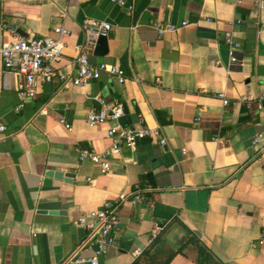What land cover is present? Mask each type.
I'll list each match as a JSON object with an SVG mask.
<instances>
[{"label": "crops", "instance_id": "obj_1", "mask_svg": "<svg viewBox=\"0 0 264 264\" xmlns=\"http://www.w3.org/2000/svg\"><path fill=\"white\" fill-rule=\"evenodd\" d=\"M257 1L127 0L128 13L110 0H0V42L54 36L59 24L69 29L55 63L67 75L76 71L85 20L109 22L108 52L91 60L126 74L124 83L103 73L84 86L56 77L19 107L18 77L0 68V264H66L86 235L75 222L136 185L143 200L120 206L121 235L99 264H133L156 225L174 249L192 232L226 264H264V151L254 142L261 136L264 146V10ZM158 21L178 28L162 34ZM229 31L241 44L237 62ZM99 98L124 104L123 125L143 119L166 145L144 138L135 149L122 146L110 172L81 160L80 149L113 145V121L87 122ZM195 258L185 249L170 264Z\"/></svg>", "mask_w": 264, "mask_h": 264}, {"label": "built area", "instance_id": "obj_2", "mask_svg": "<svg viewBox=\"0 0 264 264\" xmlns=\"http://www.w3.org/2000/svg\"><path fill=\"white\" fill-rule=\"evenodd\" d=\"M126 9L128 13L134 10V6L127 0H110ZM259 7L264 10V0L257 1ZM188 22L184 21L183 26ZM153 26L160 32L175 31L178 26L170 23L154 22ZM111 24L103 20L87 19L84 22L85 40L76 46L78 55L76 57V71L72 75L58 73L55 63L63 56L66 46L64 37L70 33L69 29L63 25L53 27L54 36L27 38L15 35L11 40L0 42V68L13 70L18 77L17 91L22 107L24 102L34 97L43 82H52L56 77H60L65 84L74 86H84L90 81L98 80L103 73L115 76L121 83L126 81L125 71L114 64L101 61L93 62V54L100 35H108ZM225 42L231 49V61L237 62L236 52L241 44L234 38L232 32H226ZM225 105L229 100L225 94L219 93ZM264 101V92L260 98ZM240 100H249L248 97ZM100 108L92 109L88 113L87 122L91 126H98L107 121H113L108 133L113 138V145L103 152H96L93 149H80V159L89 160L98 164L102 172H110L113 169L111 156L119 155L122 146L135 149L139 140L144 138H154L161 145H166L167 140L157 128H152L140 120L137 127L123 125L120 120L126 115L125 106L122 103L109 104L104 99L99 98ZM63 121V120H62ZM71 128L70 124H67ZM6 125L0 122V141L5 136ZM261 136H256L255 144L259 145V154L263 153L264 146L260 144ZM260 157V156H259ZM143 200L142 189L139 185L127 195H121L113 201H106L97 210L80 217L75 224L86 231V235L76 249L67 257L65 263H90L99 264V256L106 255L110 248L114 246L122 232V219L119 208L126 202L133 204L141 203ZM162 228L156 225L153 231L152 240L161 234ZM260 242L264 240V230L259 237ZM85 252H92V255H85ZM144 250H135L137 257L141 256Z\"/></svg>", "mask_w": 264, "mask_h": 264}, {"label": "trees", "instance_id": "obj_3", "mask_svg": "<svg viewBox=\"0 0 264 264\" xmlns=\"http://www.w3.org/2000/svg\"><path fill=\"white\" fill-rule=\"evenodd\" d=\"M185 249H192L196 252V264H226L218 259L192 232H189V237L176 249L167 244L162 233L159 234L133 264H170L177 255L184 253Z\"/></svg>", "mask_w": 264, "mask_h": 264}, {"label": "water", "instance_id": "obj_4", "mask_svg": "<svg viewBox=\"0 0 264 264\" xmlns=\"http://www.w3.org/2000/svg\"><path fill=\"white\" fill-rule=\"evenodd\" d=\"M108 52V35H100L97 41V46L95 48L94 53L96 55H105ZM53 173V172H50ZM55 175L57 177H62L63 176V172L61 171H57L55 172Z\"/></svg>", "mask_w": 264, "mask_h": 264}]
</instances>
